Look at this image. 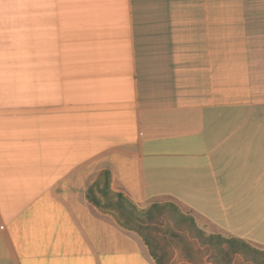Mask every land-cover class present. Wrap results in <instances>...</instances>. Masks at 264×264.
Returning a JSON list of instances; mask_svg holds the SVG:
<instances>
[{
    "label": "crops",
    "instance_id": "0c3cea01",
    "mask_svg": "<svg viewBox=\"0 0 264 264\" xmlns=\"http://www.w3.org/2000/svg\"><path fill=\"white\" fill-rule=\"evenodd\" d=\"M119 194L264 246V0H0V264H157Z\"/></svg>",
    "mask_w": 264,
    "mask_h": 264
},
{
    "label": "rangeland",
    "instance_id": "374dc122",
    "mask_svg": "<svg viewBox=\"0 0 264 264\" xmlns=\"http://www.w3.org/2000/svg\"><path fill=\"white\" fill-rule=\"evenodd\" d=\"M117 199L118 197L101 198L106 204L114 203ZM167 202L179 206L176 200L170 198H155L138 206L134 205L135 207L128 206L133 215L132 220H129L115 207L106 209V212L111 214L126 231L137 235L144 243L147 240L149 245L146 246L150 254L154 252L159 256L162 264H257L244 255H228L219 251L214 244L201 243V240L196 238L193 232L186 230L185 227L181 231H175L169 215H158L153 212L154 219H149L147 212L153 204H165ZM179 207L183 213L195 218L197 226L205 232L206 236L220 234L229 237L223 230L194 211L184 206ZM254 246L264 253V246ZM224 249L228 250V247L224 245ZM261 259H264V255ZM258 264H264V260L259 261Z\"/></svg>",
    "mask_w": 264,
    "mask_h": 264
},
{
    "label": "trees",
    "instance_id": "16d2710c",
    "mask_svg": "<svg viewBox=\"0 0 264 264\" xmlns=\"http://www.w3.org/2000/svg\"><path fill=\"white\" fill-rule=\"evenodd\" d=\"M97 206H101L99 201H94ZM110 206L118 209L123 215H125L129 220L133 219L132 212L129 211V207H135L127 198L123 195L119 194L118 199L114 204ZM156 212L158 215H169L172 223L174 224L175 231H181L183 227L193 232L194 236L201 240V243L204 244H214L218 247V250L221 252H225L226 254L236 255L241 254L246 256L249 260L259 263V261H263L261 259L264 253L261 250H258L253 244L246 242L241 238H237L229 235V237L222 235H210L206 236L205 232L201 230L195 221L194 217L188 216L183 213L180 207L174 203L167 202L165 204L155 203L148 210L147 214L149 219H154L152 213ZM146 245H149L148 241L145 240ZM224 245L228 247V250L224 249ZM151 255L156 260L157 264H162V260L159 256H157L154 252H151Z\"/></svg>",
    "mask_w": 264,
    "mask_h": 264
}]
</instances>
